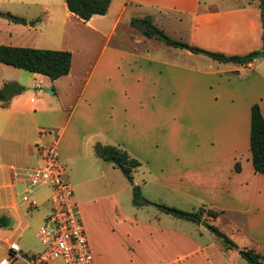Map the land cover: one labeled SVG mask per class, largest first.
<instances>
[{"label":"crops","instance_id":"crops-1","mask_svg":"<svg viewBox=\"0 0 264 264\" xmlns=\"http://www.w3.org/2000/svg\"><path fill=\"white\" fill-rule=\"evenodd\" d=\"M112 4L113 0L105 15H93L87 23L103 19ZM241 11L245 9L237 10ZM66 15L73 14L67 10ZM145 17L149 16L138 20ZM120 18L117 15L111 20L110 32L113 33ZM195 19L204 30L221 27L220 14L205 11ZM246 21L252 30L250 47L234 53L220 51V54L243 56L262 49L263 42L258 39L261 11ZM152 23L155 25L153 19ZM94 31L101 32L97 28ZM135 32L140 38H134L130 50L120 47L121 43L116 47L105 45L85 80L72 74V56L67 75L52 80L33 73V90L14 96L6 107L0 103L3 115L8 118L1 127L16 128L19 132L23 119H27L25 128L30 134L25 144L13 141L6 150L0 144V161L7 156L13 162L7 166L0 163V208L7 210V215L0 218L15 220V226L12 227L13 220L6 226L12 232L23 225L16 239L29 227L26 217L30 210L36 209V203L32 200L33 205L29 206L21 201L24 185L14 180L8 167L39 165L36 145L57 140L65 168L63 177L72 189L74 185H102L106 181V171L116 167L98 157L95 147L112 145L140 163L131 173V204L135 209L124 210L117 192L110 196L118 211V222L128 229L136 243L147 240L172 251L176 257L170 263L249 264L240 257L239 249L264 256V175L254 171L248 150L254 105L259 106L264 119V63L261 62L264 57L246 64L218 62L188 48L179 49L146 37L139 29ZM174 33L179 32L174 30ZM174 39L214 52L201 47L195 39ZM98 69L104 74L102 79L96 73ZM12 82L23 86L19 81ZM239 82L246 86L245 98L241 103L226 102L225 97L235 92L226 85ZM42 87L50 89L43 92ZM50 95L56 98V105L55 102L52 105ZM216 111L224 113L218 118ZM213 114L219 120L215 121ZM43 125L52 128L54 135L41 137L39 130ZM104 163L110 166L105 168ZM77 171L82 174L79 183H75ZM117 176V185L124 183ZM133 186H138L151 204L135 206ZM154 204L186 212L203 208L216 216L205 212L201 222L195 223L166 214ZM48 214L49 211L41 216V225ZM204 223L234 240L237 249L226 248ZM16 239L5 238L4 244L17 242ZM20 247L23 254H32L28 244ZM215 250L222 258L227 255L230 259L216 262Z\"/></svg>","mask_w":264,"mask_h":264},{"label":"rangeland","instance_id":"rangeland-1","mask_svg":"<svg viewBox=\"0 0 264 264\" xmlns=\"http://www.w3.org/2000/svg\"><path fill=\"white\" fill-rule=\"evenodd\" d=\"M261 3L262 0H113L109 14L103 19H95L89 24L73 15L67 16L65 0H0V45L68 50L73 56L72 74L83 81L90 73L95 58L105 45L116 47L121 43L122 46L120 47L129 50L134 46V38H140V35L135 31L139 29L142 33V30L140 26L131 24L133 19L138 20V18L149 16L153 19L154 26L162 29L173 40H176L174 38L177 37H183L186 39L185 41L195 39L205 49H212L219 53H221L220 51L234 53L242 47L247 49L252 44L249 39L252 30L246 20L256 17L258 10L261 11ZM123 5L125 8L122 10ZM239 9H245V11L237 12ZM205 11L211 14H220L221 27H210L206 30L199 27L195 19L196 15ZM117 15H121V18L112 33L110 32L111 20ZM13 16L24 18L27 24L15 23L11 20ZM31 22L34 23L30 24ZM258 24V39L261 41L260 36L264 32V21L261 19V23ZM93 27L101 32H95ZM171 28L178 30L179 33H174ZM182 43L189 44L188 42ZM261 60L264 63V59ZM215 68L216 66H213V69ZM101 72L98 69L96 73L102 79L104 74ZM33 76L34 74L28 71L0 63V89L4 83L16 80L22 83V92L33 90ZM47 80L51 82L50 79ZM239 83L226 85L235 91H232L233 96L225 97L226 102L241 103L245 98L246 86L242 85L243 82ZM49 89V87H42L43 92H47ZM49 98L52 105L53 102L55 105L57 104L54 96L50 95ZM2 112L0 109V127L3 125L2 122L8 119ZM216 113L220 118L224 112L216 111ZM213 118L215 121L219 120L215 114H213ZM27 124L28 120L23 119L19 132L16 128L1 127L0 144L4 150L11 146L13 141L27 143L30 136L29 131L25 128ZM41 128L52 131V128L44 125ZM248 150L250 151L249 148ZM0 163L7 166L13 162L4 156ZM104 164L105 168L110 166L108 163ZM3 168L5 167L3 166ZM76 173L75 183H79L82 181V174L78 171ZM117 174L123 179L120 171L114 168L106 171V181L102 185L73 186V197L78 203L80 219L85 229L88 248L94 264H185V262L170 263L176 255L174 256L172 251L161 249L157 244H150L147 240H138L136 243V239L129 233L128 229L120 225L117 217L118 211L110 200L112 193L115 191L119 194L120 203L124 210L129 211L135 207L131 204L133 181L123 179L124 183L117 185ZM63 180L65 181V177ZM34 197L36 201L33 199ZM48 197V188H41L35 192L32 200L36 203V209L30 210L27 215L26 220L29 222V227L20 239H16V233L23 228V225L17 232H12L11 228L0 227V262L8 255L4 244L5 238L16 239L20 246L23 243L28 244L33 255L43 251V247L39 244L35 234L41 225V216L50 211ZM22 206L24 207V205ZM189 212L193 211L190 210ZM5 214L7 215V210L0 208V216ZM14 224H16L15 220H13L12 227ZM231 241L237 247L236 242ZM220 244L222 246V243ZM213 258L216 262L230 259L227 255L222 258L217 250L214 251ZM11 264H22V262L16 260Z\"/></svg>","mask_w":264,"mask_h":264},{"label":"trees","instance_id":"trees-1","mask_svg":"<svg viewBox=\"0 0 264 264\" xmlns=\"http://www.w3.org/2000/svg\"><path fill=\"white\" fill-rule=\"evenodd\" d=\"M111 0H65L67 10L78 19L87 22L93 15H105ZM261 19L264 21V0L261 3ZM11 20L15 23L26 25L24 18L13 16ZM31 22L30 24H33ZM132 25L141 27L143 35L149 38H157L165 44L173 47L188 48L193 53L203 54L218 62H232L246 64L258 57H264V32L262 35V49L253 51L243 56H225L220 53L209 52L197 47L188 46L182 42L168 37L162 30L153 25L150 17L141 20L134 19ZM72 54L70 51L38 49L31 47H14L11 45H0V63L25 70L31 73H37L55 80L61 76L67 75L70 71ZM23 87L16 82L4 83L0 89V103L6 107L8 101L15 95L22 93ZM95 152L103 161L111 163L118 168L123 175L131 180L133 169L137 168L140 163L131 158L129 154L112 145L95 147ZM250 152L253 169L256 173L264 175V119L261 115L258 105L251 109V126H250ZM132 202L135 206L151 204L140 193L138 186L132 187ZM162 212L172 215L173 217L200 223L203 213L215 217L216 213L211 210L198 209L195 212H186L173 207L154 204ZM9 220L5 217L0 218V227H6ZM209 231L220 239L223 245L228 249H237L234 243L224 233L216 227L204 223ZM238 253L242 259L249 264H264V256L249 250L239 249Z\"/></svg>","mask_w":264,"mask_h":264},{"label":"built area","instance_id":"built-area-1","mask_svg":"<svg viewBox=\"0 0 264 264\" xmlns=\"http://www.w3.org/2000/svg\"><path fill=\"white\" fill-rule=\"evenodd\" d=\"M41 137L53 136L54 131L40 129ZM39 165L8 169L14 180L24 188L20 199L32 206V195L41 188L49 189L50 211L40 226L37 240L43 247L40 254L25 255L17 242L5 244L7 258L0 264L19 260L22 264H94L80 212L73 199V189L63 180L65 168L60 161L57 140L36 145Z\"/></svg>","mask_w":264,"mask_h":264},{"label":"water","instance_id":"water-1","mask_svg":"<svg viewBox=\"0 0 264 264\" xmlns=\"http://www.w3.org/2000/svg\"><path fill=\"white\" fill-rule=\"evenodd\" d=\"M133 184V183H132Z\"/></svg>","mask_w":264,"mask_h":264}]
</instances>
